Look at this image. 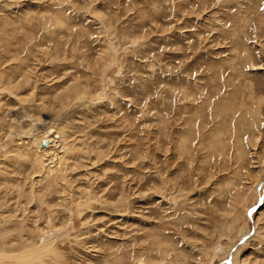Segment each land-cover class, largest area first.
Segmentation results:
<instances>
[{
    "label": "rangeland",
    "instance_id": "rangeland-1",
    "mask_svg": "<svg viewBox=\"0 0 264 264\" xmlns=\"http://www.w3.org/2000/svg\"><path fill=\"white\" fill-rule=\"evenodd\" d=\"M0 264H264V0H0Z\"/></svg>",
    "mask_w": 264,
    "mask_h": 264
},
{
    "label": "bare ground",
    "instance_id": "bare-ground-1",
    "mask_svg": "<svg viewBox=\"0 0 264 264\" xmlns=\"http://www.w3.org/2000/svg\"><path fill=\"white\" fill-rule=\"evenodd\" d=\"M56 132L58 133V135L59 134L62 135L63 138L66 137L65 131L59 129ZM42 137H43L42 134H38V135H36V138L33 141L35 146H36V148L34 149L36 159L38 160V162L40 164H42V166L45 164L48 167V169L54 170L56 168H59V166L62 164L63 160H65L67 157L66 153L64 154L61 152V147L63 145V141L60 145H58L60 143V140H63V138L61 139V136H60V140H56L55 138L52 137L53 138V139L51 138L52 139V145H47L46 147H48V148H46V147H42V146H45L47 144L46 141L42 142V146L40 145V140ZM31 143H32V141H31ZM51 159H54V160L51 161ZM47 161H48V163L46 164L45 162H47Z\"/></svg>",
    "mask_w": 264,
    "mask_h": 264
}]
</instances>
